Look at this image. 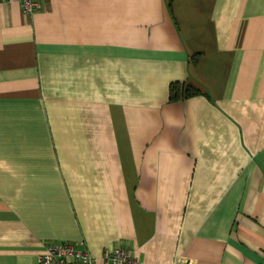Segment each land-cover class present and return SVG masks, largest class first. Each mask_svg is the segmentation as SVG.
Wrapping results in <instances>:
<instances>
[{"label":"crops","instance_id":"0c3cea01","mask_svg":"<svg viewBox=\"0 0 264 264\" xmlns=\"http://www.w3.org/2000/svg\"><path fill=\"white\" fill-rule=\"evenodd\" d=\"M41 2L0 3V264H264V0Z\"/></svg>","mask_w":264,"mask_h":264},{"label":"built area","instance_id":"2783aa9c","mask_svg":"<svg viewBox=\"0 0 264 264\" xmlns=\"http://www.w3.org/2000/svg\"><path fill=\"white\" fill-rule=\"evenodd\" d=\"M19 2L24 15L31 16L42 9L41 0H0V3ZM38 264H142L131 249L121 245L105 252L99 261L87 250L74 243L48 244L46 253L38 258Z\"/></svg>","mask_w":264,"mask_h":264},{"label":"trees","instance_id":"16d2710c","mask_svg":"<svg viewBox=\"0 0 264 264\" xmlns=\"http://www.w3.org/2000/svg\"><path fill=\"white\" fill-rule=\"evenodd\" d=\"M173 0H169L170 5L172 4ZM198 55H195L193 57V62H196L198 60ZM199 94V90L195 88L194 86H180L178 84L171 85L170 88V100L176 101L181 98H187L191 96H195Z\"/></svg>","mask_w":264,"mask_h":264}]
</instances>
